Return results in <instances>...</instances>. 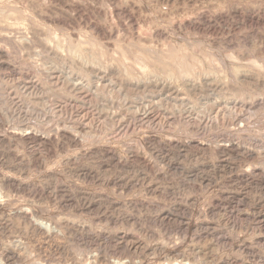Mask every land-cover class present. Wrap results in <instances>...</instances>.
<instances>
[{"label":"rangeland","instance_id":"374dc122","mask_svg":"<svg viewBox=\"0 0 264 264\" xmlns=\"http://www.w3.org/2000/svg\"><path fill=\"white\" fill-rule=\"evenodd\" d=\"M122 1L92 0L94 9L81 13L52 3L50 20L40 19L42 23L28 15L43 45L32 39L27 60L19 47L18 51L0 42L11 54H0V192L24 204L37 200L38 206L56 210L52 212L60 220L71 216L65 213L68 208L72 213L73 206L62 201L71 194L75 198L78 192L92 193L97 199L113 202L115 210L77 213V223L92 224L91 229L98 232H125L148 249L133 252L111 246L109 258L120 256L139 264H155L169 257L192 264H264V0ZM236 9L244 18L233 14ZM198 11H224L226 15L214 29L182 35L172 36L168 32L171 28L163 22L165 14L194 17ZM248 14L263 20H248ZM96 23L109 34L94 31ZM157 30L167 35L157 37ZM138 33L152 36V43L138 40ZM155 47L164 48L159 60L152 57ZM129 71L136 72L131 75L137 79H129ZM23 87L30 88L31 101ZM151 94L154 97H148ZM224 112L229 114L222 116ZM214 115L219 122L214 121ZM67 116H71L69 129L64 125ZM84 117L88 123L79 122ZM102 126H106V136L99 137L97 131ZM24 129L40 134L62 130L83 140L77 145H52L50 152L36 143L14 144L4 138L11 131ZM231 137L238 150L225 157L218 148ZM139 143L156 152L182 145L191 154L176 157L172 160L175 165H168L160 155L153 156L149 158L153 169L141 165L97 169L96 180L78 177L69 168L95 165L101 159L73 160L70 156L66 164L67 157L78 150L111 148L124 153L135 150ZM246 148L254 155L244 161L249 155ZM31 152L42 155L44 161L48 156L49 162H36ZM246 168L255 171L249 180L243 177ZM199 175H205L200 183ZM8 179L19 183L20 188L11 186ZM164 213L183 222L162 220ZM203 219L210 224L208 228H194ZM212 226L217 227L213 230ZM53 244L67 248L69 257L77 256L85 247L67 231L52 240L32 233L19 220L12 226H0V249L3 245L25 246L27 259L45 258L43 247ZM155 246L161 248V254L150 250Z\"/></svg>","mask_w":264,"mask_h":264},{"label":"bare ground","instance_id":"6f19581e","mask_svg":"<svg viewBox=\"0 0 264 264\" xmlns=\"http://www.w3.org/2000/svg\"><path fill=\"white\" fill-rule=\"evenodd\" d=\"M113 1L115 2L116 0H113ZM122 2H124V0ZM52 3H58V4H61V5H64V6L68 7V8H71V10L76 11V12H79V13H81L84 10H88L89 11L90 9L93 8L92 7V0H41V1H38V0H0V42L1 41L2 42H5L7 45H10V47L11 46H15V47H17V49L19 47L22 50V53H24L23 54V57H24L23 59L27 60V58L29 57V55L31 53V52L29 53V49H30V47H32V46H30L31 41H33L32 39L37 38L36 40H38L37 42L40 43L39 45L40 46L43 45L41 43L40 39H38V35H39L38 28L36 27V25L33 22H31V20H29L28 17L30 16V17H33V18L37 19L38 23L41 22V21L39 22L40 19H44V18L47 17L46 20L48 22V20H50V18L48 16V15H50L49 12L52 13V11H50L51 10V7H52ZM108 3H110V2L108 1ZM114 5H115V3H114ZM22 8H23V10H22ZM20 10H21V13L19 15V11ZM97 12L98 13H101L100 11H97ZM107 13H108V11H107ZM233 14L236 15L238 18H244V15H242V13L239 10H237V9L233 12ZM225 15H226V13L224 11L213 12V13L207 12V11H200V12L198 11V12L195 13V16L194 17L193 16L191 17V16H183V15H181V16H179L177 18H176V16H174L172 14H165L164 17H163V22L165 24H167L171 28V30L168 31V32H170V34H172V36H173V34H180V35H182V33H184V34H185V32L186 33L187 32L189 33L190 31H193V30H203L204 28L214 29V24L218 20H223L225 18ZM245 18H247L248 20H253L256 23H260L263 20V19H261L258 16H254L253 14L245 15ZM51 20H54V19H51ZM60 22L62 23V21H60ZM46 24H48V23H46ZM96 24L93 25L95 27H92L91 26L92 28H95V30L93 29L94 31L99 32L102 35H106V34L108 35L109 34L107 32V29L106 28H104L101 25H98V24L96 25ZM155 34L157 35V37L158 36H161L162 37V36H166L167 35L166 33H164V31H161V30H157ZM137 38H138V40L144 41V42H151L152 41V36L147 35V34L138 33L137 34ZM8 48L9 47H5V46H2V44H0V54L4 53V54L9 55L10 53H9ZM18 51H19V49H18ZM163 51H164V48L163 47L162 48H157V47L153 48V52L154 53H152V54H154V56H152V57H154L155 59H158L159 60V58H157V57H160L161 56V53L163 54ZM75 54H77V53L75 52ZM213 58L214 57H212V60H213ZM82 60L84 62H89V60L88 59H85V58H82ZM213 61L212 62L210 61V62L213 63ZM10 63H12V62H10ZM212 65L214 66V64H211L210 66H212ZM171 66L174 68L173 65H171ZM8 67H10V64L9 63H7V68ZM251 67H253V66H251ZM173 71H175V70L173 69ZM129 72H130L129 75H128L129 76V79H132V78L137 79V77H133L136 72H132V71H129ZM126 75H127V73H126ZM255 76H257V75H255ZM262 76H264V75H262ZM188 79H190V78H188ZM251 80H252V78H251ZM251 83H252V81H251ZM79 84H80V82H79ZM77 85L78 84L76 83V86ZM24 88H25V90H24L25 91V94H24L25 97L28 96V98L29 97L31 98V92L28 91L30 88L27 89L26 87H23V89ZM78 88L80 90H85L82 85H78ZM148 97H151L152 98L154 96L152 95V96H148ZM30 98H29V100H30ZM32 99H33V96H32ZM10 101L12 103V100H10ZM157 102H160V101H157ZM28 104H27V106H28ZM32 104H35V103H32ZM205 111H206V109H205ZM224 113L226 115H222V116H227V114H229V113H226V112H224ZM62 115L63 114H59L60 117ZM220 115H221V113H220ZM231 115H233V113H231ZM214 116L216 117V115H214ZM222 116H219V114H218L217 117H219L220 119L221 118L223 119ZM217 117L214 118V121L219 122L218 120H220V119L217 118ZM230 117L231 116H229V119H230ZM251 117H249V118H251ZM70 118H71V116H69V117L67 116L66 122H65L66 124H64V125H66V128L68 127V129L72 125L70 123ZM97 119H98V117H97ZM75 120H77V118ZM79 120H80L79 122H81V123H86L87 122V118H85V117L84 118H80ZM81 123H78L79 126H80V128H81V125H80ZM214 123H216V122H214ZM212 124H213V122H212ZM158 125H160V124H158ZM162 126H164V125H162ZM238 130H239V128H238ZM240 131H241V129H240ZM240 131H239V134H240ZM97 132H98L97 135L100 134L99 137L102 134H104V136H106L105 135L106 126H104V127L102 126L101 128H98V131ZM235 133H237V132L235 131ZM94 135L96 136V134H94ZM232 136L234 137V135H232ZM4 138L8 142H11V143L13 142L14 144H16L17 142L24 143V145H25V143H26V145L29 144V143H36L39 146H41V148H44L45 151H50V148L52 147V145H59L61 143H62L61 145H63L64 143H68L67 145H69V144L70 145H77V144H79V143L82 142L81 140H83L81 137L78 136V134H72V133H69V132L62 131V130L57 131V133H55V134H40V133H37V132H34V131H27L25 129L24 130L11 131ZM2 140H3V138H2ZM236 141H237V138H236ZM233 142H235V140L231 137V139H229L227 141V143L225 142L224 145H220L219 148H218L219 153L221 155H224L225 157H227L228 155L230 156V154L234 153V150L237 151L238 149H236V148H237L238 145L236 147H234V143ZM7 144H9V143H7ZM237 144H238V141H237ZM55 147L57 148V146H55ZM52 148H54V146ZM52 148H51V150H54ZM240 149H241V146H240ZM41 151H42V149H41ZM241 151H243V150H241ZM245 151H246V154H249V155L248 156L246 155L245 158H243V159H245L244 161H247L249 159V157L253 158V156H252L253 152L251 150H247V148H246ZM44 153H46V152H44ZM256 153H259V151L256 152ZM37 154L35 152H33V153L31 152V156H33V158H35L33 160H35V161L37 160L36 162H40L41 164L42 163H45L46 164V161H48V160H46L48 156H45L46 158H45V161H44L42 159L43 157L40 159V157L42 155H40V154L37 155ZM53 154H54V152H53ZM53 154H51V156ZM189 154H191L190 151L185 146H182V145L178 146L176 150H164V151L162 150V151H157L156 152V151H153V150H150L149 151V150L145 149L144 146H142V144H140V145H137V147L135 148V150H133V151H126V152L124 151V153L118 152L117 150L115 151V150H113L111 148H102V149H96V150H87V149L78 150L75 153H73V155H69L68 154L69 157H67V163L66 164H68V162H69V160H70L71 157H72L73 160H77V159H86V160L93 159L94 160L95 158L96 159H99V160L101 159V161L97 162V164L95 163V165H93L92 163H90V164L88 163L86 165L75 166V167H72L73 165L72 166L70 165L72 168H69V169H70L71 172L74 173V175L76 174V175H78V177L79 176H82V177L86 178L87 180H89V179L90 180H93V178L95 179V177L97 176V173H98L97 172L98 171L97 169H105V170H108V169H110L112 167L113 168H115V167L117 168L118 167V168H121V169L122 168L132 169L134 167L136 168L137 167L136 165H141L142 167L149 168V169H153L152 168V166H153L152 164L153 163L151 162L152 163L151 164L150 163V160H149V158H152L153 156H159L160 155L163 160L164 159H167L168 165H175V163H173L172 160L176 159V157H180V158L188 157ZM255 156H256V154H255ZM262 156H263V154H262ZM58 159H57V161H58ZM51 163H53V162H51ZM41 164H39V165H41ZM59 164H60V162H59ZM47 165H45V166L48 167ZM52 165L50 164V167H48V168H50V170H51ZM238 165H240V164H238ZM42 166L44 167V165H42ZM241 166L244 168L243 164ZM48 168H47V170H49ZM67 170L68 169H66V171ZM143 170H146V169L143 168ZM233 170H234V168H233ZM210 171H212V170H210ZM142 172L144 173V171H142ZM50 173H49V175H50ZM57 173L55 172V175ZM210 173H212V172H210ZM52 174H54V173H52ZM195 174H197V173H195ZM243 174H244L243 175L244 178H248V177H250V175L255 174V171H253L252 168H246L243 171ZM145 176H146V174H145ZM141 177L142 176H140L139 178H141ZM203 177L205 178V175L199 177V179H200V180L198 179L199 183L204 180ZM136 178H137V176H136ZM142 178L144 179V177H142ZM145 180H146V178H145ZM248 180H249V178H248ZM7 182L11 186H15L16 188L17 187L20 188V184L19 183H16L14 180H9L8 179ZM135 183H137V182H135ZM138 183H140V181H138ZM127 184H129V182ZM131 184H133V183L131 182ZM143 185H144V183H143ZM34 187H36V186H34ZM34 187H33V189L35 191V188ZM123 187H124V184H123ZM42 188H44V187L42 186ZM62 188H66V187H62ZM48 189H49V187H48ZM56 190H57V188H56ZM58 190H61V189H58ZM54 191L51 190V192H53V193H54ZM90 192H92V191H90ZM53 195H52V198H53ZM63 195L64 194H62V196ZM67 195H69V194L67 193ZM76 195H77V197H75V198H71L72 194H71V196L69 195V197L68 196L67 197L65 196L67 199H65L63 197V200H62L63 202H66L67 204L69 203L70 206L71 205L73 206V208H72V206H71V208L73 209V211L75 213H73L72 209H71V211H72V213H71L70 212V208H68L69 209L68 210L69 212H67L65 214L68 215V213H70V215L73 216L74 218H70L71 216H69L70 219L68 218L67 220H60L62 218H57V215L54 212H52L53 209H50L49 210V209H45L42 205L41 206H38L37 205V202H38L37 200L33 201L32 204H24V203H22V201H19L21 199H19V200L12 199L8 195H5L3 192H0V226L1 227H4L5 228L6 226L8 227V225L12 226L15 220H19V223H22V225L24 224V226L26 227V229L30 230L32 233L38 235L41 238H46V239H51L52 238V240H55V239H58V237L62 234V232L67 231L68 233L75 235V238H77L80 242L82 241V243H84V245H85V247H84V245L82 244L84 248H82L80 250V252H78L79 254H77V256H75V253L70 250L72 253H74V257H69V254L70 253H68V250H66L67 248L65 249L64 247H62V246H60L58 244L48 245L46 247H43V249H42V251L44 252V254L47 253L48 256L46 254V256L44 255L45 258H42V259H41V257H38V259H35V258L27 259L28 254H26V253H27V250L28 249H26L25 246L23 247V246H19V245H14V246L13 245H3L1 247V249H0V264H139V263H141L140 261L138 263L135 260H134L135 261L134 262L133 259L132 260L131 259H126L125 257L122 258L120 256H117V257L115 256L114 258H111V257H113L111 255V257L109 258L108 257V253H109V249H111L109 247L112 246V248L114 247V249H120V250H125V251H130L131 250L133 252H139V251L141 252V251H144V250H147L148 249L147 248V245L145 243H141L142 241L141 242H138V239L136 241L135 238H132L131 236L127 235L125 232L124 233H118L117 234L116 231H113V230H112V232L109 231L108 233H105L106 231L105 232H98V231L92 230L94 228V227H92V224H87V223L85 224L84 222H82V225H81V224H78L77 223V220L75 219L77 213L82 214L81 212H89V211H92V212L95 211L97 213L103 211V213H104V210L106 211L107 209H111V210L114 209L115 206H116V204H114L111 201H106V199H104V198H102V199L105 200V201H103L101 198H98L97 199L96 197L92 196V193L91 194H85L83 192H78V193H76ZM214 195H217V193L214 194ZM43 196L44 195H42L41 198ZM49 196H50V194H49ZM38 198H40V196ZM41 198H40V200H41ZM44 198H46V197H44ZM45 203H46V201H45ZM56 203H55V205H56ZM59 204H60V202H59ZM55 205H54V207H55ZM57 210H58V208H57ZM53 211L56 212V210H53ZM58 212H60V211H58ZM105 214H106V212H105ZM107 216H108V214H107ZM203 216H205V215H203ZM77 219H78V217H77ZM161 219L162 220L163 219H168V221L171 220V219H174L179 224H181L183 222V219L182 218L172 217V215L169 214V213L161 214ZM185 221H186V219H185ZM206 221L207 220H204L203 219L199 223H197L196 225L194 224L195 225L194 228L199 229V230L207 229L210 224L208 222H206ZM191 227H190V225L187 226V228H191ZM216 227L217 226H212V229L215 230ZM139 240H141V239H139ZM82 245H81V247H82ZM38 249H40V248L38 247ZM150 250H152V252H157V253L161 254V248L159 246H155V247L151 248ZM178 253H179V251H178ZM174 254H175V252L173 253V255ZM24 255L25 256L27 255L26 258H25ZM121 256H122V254H121ZM174 258H176V257H173V258H170V257L169 258H165L164 259L165 261H161L160 260V261L156 262L155 264H192V263H190L186 259H181L180 258V260H177V258L176 259H174Z\"/></svg>","mask_w":264,"mask_h":264}]
</instances>
